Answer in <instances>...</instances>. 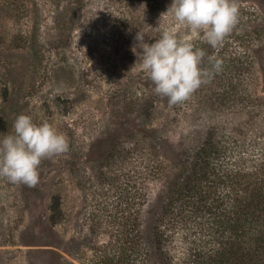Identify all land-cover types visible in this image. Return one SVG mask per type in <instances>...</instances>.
I'll list each match as a JSON object with an SVG mask.
<instances>
[{
  "label": "rangeland",
  "instance_id": "rangeland-1",
  "mask_svg": "<svg viewBox=\"0 0 264 264\" xmlns=\"http://www.w3.org/2000/svg\"><path fill=\"white\" fill-rule=\"evenodd\" d=\"M171 3L0 0V139L27 114L69 142L66 153L41 162L37 186L0 178V264H157L146 255L140 221L161 179L144 172L162 160L167 180L187 136L246 118L220 105V91H264V37L253 32L264 28V0H236L239 23L221 48L179 29L206 52L203 66L212 56L222 70L182 104L155 95L132 47L139 31L152 43L162 29L178 28L166 13ZM208 214L197 218L203 231L188 219L176 235L182 263L211 245Z\"/></svg>",
  "mask_w": 264,
  "mask_h": 264
},
{
  "label": "trees",
  "instance_id": "trees-1",
  "mask_svg": "<svg viewBox=\"0 0 264 264\" xmlns=\"http://www.w3.org/2000/svg\"><path fill=\"white\" fill-rule=\"evenodd\" d=\"M253 32L264 37V28ZM238 89L220 91L219 103L245 110V119L230 126L213 122L200 138L187 136L188 148L169 164L174 172L167 180L162 160L144 172L145 179H161L140 221L146 255L157 264H264V91L254 86L241 95ZM201 211L209 212L204 229L211 245L182 263L172 245L188 219L203 231Z\"/></svg>",
  "mask_w": 264,
  "mask_h": 264
},
{
  "label": "clouds",
  "instance_id": "clouds-1",
  "mask_svg": "<svg viewBox=\"0 0 264 264\" xmlns=\"http://www.w3.org/2000/svg\"><path fill=\"white\" fill-rule=\"evenodd\" d=\"M166 13L178 28L162 29L152 43L145 42V33L139 31L132 52L138 57L139 70L154 85L153 93L174 106L189 100L222 70V61L212 56L207 57L210 67L203 66L206 52L195 48L179 29L202 35L212 49H219L238 25L240 12L236 0H172ZM12 127L13 131L0 139V178L35 187L41 162L66 153L69 142L49 123H36L27 114L18 115Z\"/></svg>",
  "mask_w": 264,
  "mask_h": 264
}]
</instances>
